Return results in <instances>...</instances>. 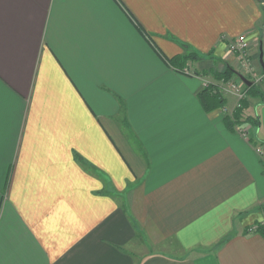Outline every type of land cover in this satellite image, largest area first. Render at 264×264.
<instances>
[{"label": "crops", "instance_id": "crops-1", "mask_svg": "<svg viewBox=\"0 0 264 264\" xmlns=\"http://www.w3.org/2000/svg\"><path fill=\"white\" fill-rule=\"evenodd\" d=\"M241 35L264 76V0H0V264H264Z\"/></svg>", "mask_w": 264, "mask_h": 264}, {"label": "built area", "instance_id": "built-area-1", "mask_svg": "<svg viewBox=\"0 0 264 264\" xmlns=\"http://www.w3.org/2000/svg\"><path fill=\"white\" fill-rule=\"evenodd\" d=\"M228 50L231 52L235 53L238 56L239 64L241 65V68L244 70L243 74L249 73L254 75L253 79L255 83L261 84V82L264 79V76L262 75H255V69L251 63V59L249 57V41L247 40L245 35H241L235 39H232L228 42L227 44ZM252 79V78H251ZM227 84L230 86L231 92L236 94L239 99L245 98L247 96V91H246V84L245 82L239 78V79H231V80H226ZM225 82V80H224ZM208 85V84H207ZM240 131L243 134H246L245 128L240 129ZM256 152L261 158H264V144H260L256 147ZM259 224L264 225V222H260ZM259 224H253L248 228V231L253 232L257 231L259 228Z\"/></svg>", "mask_w": 264, "mask_h": 264}, {"label": "trees", "instance_id": "trees-1", "mask_svg": "<svg viewBox=\"0 0 264 264\" xmlns=\"http://www.w3.org/2000/svg\"><path fill=\"white\" fill-rule=\"evenodd\" d=\"M192 58H200V55L197 53H193V52H189L186 57H191ZM235 72V70L231 67H229V69H227L226 71H224L222 74L220 75H224L226 76V79H230L232 75H234L233 73ZM246 87L248 88V92L250 93V95L254 96L256 94H258L260 91L258 88H256L254 86V83H252V85L248 86L246 85ZM201 99L203 102V105L206 109L208 110H213V109H217V108H221L225 106V97L223 96V94L221 93V91L219 89H215L213 86H208L207 88H205L203 90V92L201 93ZM243 102V103H242ZM241 102V108H239V110L236 111V114L234 116V118L230 119L228 117H226L225 119L228 121L227 123L229 124V126L231 127V129H234V126L242 121V117H243V112L245 111L246 107L248 106V101L247 98H245L244 100H242ZM257 231H261L262 233H264V225L259 224V228Z\"/></svg>", "mask_w": 264, "mask_h": 264}, {"label": "rangeland", "instance_id": "rangeland-1", "mask_svg": "<svg viewBox=\"0 0 264 264\" xmlns=\"http://www.w3.org/2000/svg\"><path fill=\"white\" fill-rule=\"evenodd\" d=\"M229 52H231L230 50H229ZM233 53V52H232ZM249 53V52H248ZM235 54V53H234ZM237 56V55H236ZM249 57H250V53H249ZM191 58H192V56H191ZM198 59V58H197ZM237 59H238V56H237ZM250 59H251V57H250ZM264 60V59H263ZM239 61V60H238ZM239 67H240V71H241V73L243 74L244 72V70L241 68V65L239 64ZM187 70H186V72L188 73V74H190V75H196L198 72L196 71V70H193V69H189V68H186ZM227 69H229V68H227ZM226 71V70H225ZM224 72V71H223ZM237 72V71H236ZM239 73V72H238ZM243 75H245V77L246 78H253V76L254 75H252V74H247V73H245V74H243ZM255 75H257L256 73H255ZM226 78V76H224L223 77V79H225ZM254 80V79H253ZM227 81L225 80V83H226ZM228 85V84H227ZM228 87H229V85H228ZM215 88V87H214ZM225 88H227V87H225ZM224 88V89H225ZM244 117V116H243ZM247 121L249 122V119H247V116H246V118H244L241 122L242 123H247ZM250 123V122H249ZM245 128V127H244ZM168 247V246H167ZM170 249V248H169ZM176 249H177V247H176ZM178 252V251H177Z\"/></svg>", "mask_w": 264, "mask_h": 264}, {"label": "water", "instance_id": "water-1", "mask_svg": "<svg viewBox=\"0 0 264 264\" xmlns=\"http://www.w3.org/2000/svg\"><path fill=\"white\" fill-rule=\"evenodd\" d=\"M261 61H262V63H263V56L261 55ZM264 64V63H263ZM239 74V76L241 77V79L247 84V85H252V82L251 81H249L243 74H241V73H238Z\"/></svg>", "mask_w": 264, "mask_h": 264}]
</instances>
